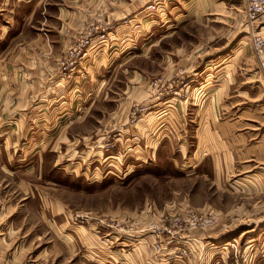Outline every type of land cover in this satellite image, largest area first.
<instances>
[{
	"label": "rangeland",
	"instance_id": "obj_1",
	"mask_svg": "<svg viewBox=\"0 0 264 264\" xmlns=\"http://www.w3.org/2000/svg\"><path fill=\"white\" fill-rule=\"evenodd\" d=\"M231 1H90L55 71L102 91L58 141L0 145V264H264V13Z\"/></svg>",
	"mask_w": 264,
	"mask_h": 264
},
{
	"label": "crops",
	"instance_id": "obj_2",
	"mask_svg": "<svg viewBox=\"0 0 264 264\" xmlns=\"http://www.w3.org/2000/svg\"><path fill=\"white\" fill-rule=\"evenodd\" d=\"M90 1H80L83 6H76V2L70 0L0 2L2 148L7 143L14 145L26 141H58L54 140L57 133L54 129L81 125L83 122H80L81 117L78 115L101 93L102 85L98 89L92 85L89 89L85 87V79L91 78L92 72L80 71L74 81L63 79L62 82L55 71V59L68 39L83 27L88 19L91 21L94 14H102L105 9L101 2L91 4ZM188 1L185 3L188 4ZM190 1L194 2V6L188 8L190 11L186 8L185 14L188 15H225L228 22L232 19L231 15H236L237 5L231 0ZM262 19L264 21V17ZM231 31H234L233 27L223 37L228 38L225 46L230 47L228 51L235 52V44L231 48L235 35L230 37ZM262 31L264 32V27ZM259 73L262 75L260 71ZM261 75L260 89L264 92V80ZM213 253L220 251L212 250L210 257ZM129 256H132V262L138 261L139 256L136 253ZM211 261L208 260V263L214 264V261Z\"/></svg>",
	"mask_w": 264,
	"mask_h": 264
},
{
	"label": "built area",
	"instance_id": "obj_3",
	"mask_svg": "<svg viewBox=\"0 0 264 264\" xmlns=\"http://www.w3.org/2000/svg\"><path fill=\"white\" fill-rule=\"evenodd\" d=\"M264 13V0H247L245 6V15L248 24L252 27L258 21V18ZM256 52L263 51V42L259 37L254 36L253 41Z\"/></svg>",
	"mask_w": 264,
	"mask_h": 264
}]
</instances>
